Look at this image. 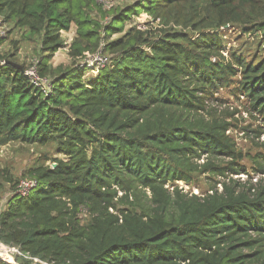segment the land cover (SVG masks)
Returning a JSON list of instances; mask_svg holds the SVG:
<instances>
[{"label":"trees","instance_id":"16d2710c","mask_svg":"<svg viewBox=\"0 0 264 264\" xmlns=\"http://www.w3.org/2000/svg\"><path fill=\"white\" fill-rule=\"evenodd\" d=\"M141 14L155 29L124 32ZM4 25L37 44L50 84L30 83L17 42L0 53V147L50 145L62 158L22 175L37 185L0 212L1 243L46 264H264V178L202 197L178 186L247 172L215 95L241 96L264 121V0H0ZM72 26L71 64L53 68ZM227 31L262 39L253 53L227 50ZM98 51L109 64L86 77L81 63ZM251 160L264 175V154ZM18 181L1 169L0 194Z\"/></svg>","mask_w":264,"mask_h":264},{"label":"rangeland","instance_id":"374dc122","mask_svg":"<svg viewBox=\"0 0 264 264\" xmlns=\"http://www.w3.org/2000/svg\"><path fill=\"white\" fill-rule=\"evenodd\" d=\"M134 0H113L114 7H124L132 3ZM105 22V19H104ZM102 23V21H101ZM136 27L140 31L145 30V28L155 29L156 25H153L152 19L145 14H141L139 17H135L131 21H127L124 27V32L130 27ZM227 29V28H226ZM235 31L226 32V48L231 49H241L245 44H249L248 53H253L254 43L257 38L262 39L261 34L257 36L246 35L243 36L239 34L235 37ZM62 39L64 47L55 53L53 58L50 60L49 64L56 68L58 66H67L71 64V59L69 57V48L76 37V29L74 26L68 32L62 33ZM120 34L113 35L111 39H116ZM0 38L4 39L5 42L0 49V53L4 52H14L12 42H17L18 47L16 53V58L19 63H25L29 68L33 63H37L38 59L36 56L37 44L22 43L20 40V32L12 30L11 27L6 25L0 26ZM226 56V54H224ZM109 57V56H108ZM26 68V69H27ZM90 71L86 73V77L94 76ZM48 84H50L48 82ZM220 102L215 106L217 113L223 111H228L233 113L231 121L233 128L229 130L228 135L234 140L236 144V149L242 153L243 160L241 165L246 169V174H241L238 176H228V179H223L221 177H215L209 174H201L197 176L193 183L189 186L184 183H178V186L182 188L184 193L194 194L198 196H205L210 194L212 186L214 190L218 193L222 191L223 182L229 183V179L234 180L239 185L247 186H257L262 182V175L254 173V164L251 157L256 154H264V134L260 138H255L253 133L248 132L249 130H260L264 133V121L261 117L256 114L247 113L248 108L247 101L241 96H235L227 90H220L217 95H215ZM224 118V117H223ZM247 129V131H245ZM62 156L57 154L53 146L39 145H26V144H8L0 147V170L7 169L8 172L17 180H25L26 177H22L25 171L30 167H35L38 165L50 166L54 159H61ZM202 163V161L200 162ZM256 179V180H255ZM18 181V182H19ZM119 195H121L119 193ZM147 195H149L147 193ZM15 196L14 191L10 189V186H5L4 190L0 194V212L6 209L10 200Z\"/></svg>","mask_w":264,"mask_h":264},{"label":"built area","instance_id":"2783aa9c","mask_svg":"<svg viewBox=\"0 0 264 264\" xmlns=\"http://www.w3.org/2000/svg\"><path fill=\"white\" fill-rule=\"evenodd\" d=\"M102 6L104 10H111L115 4L113 0H95ZM109 64V58L98 51L95 54H87L81 63V66H87L91 74H97L98 71ZM37 63H33L24 71V75L28 78L30 83L34 86L41 87L43 91L49 90V84L45 79L39 77L37 73ZM94 70H91L93 69ZM264 178V175H262ZM256 180V179H255ZM37 183L34 180H21L17 183L14 193L19 196H26L31 190L36 187ZM30 261L32 264H46L37 258H33L28 254L21 252L17 247L5 245L0 242V263L1 264H19L18 260Z\"/></svg>","mask_w":264,"mask_h":264},{"label":"water","instance_id":"95a60500","mask_svg":"<svg viewBox=\"0 0 264 264\" xmlns=\"http://www.w3.org/2000/svg\"><path fill=\"white\" fill-rule=\"evenodd\" d=\"M19 68V67H18ZM55 165L54 164H52V167H54Z\"/></svg>","mask_w":264,"mask_h":264}]
</instances>
